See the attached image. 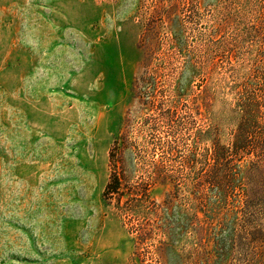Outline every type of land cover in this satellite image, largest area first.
<instances>
[{
	"label": "rangeland",
	"instance_id": "1",
	"mask_svg": "<svg viewBox=\"0 0 264 264\" xmlns=\"http://www.w3.org/2000/svg\"><path fill=\"white\" fill-rule=\"evenodd\" d=\"M0 264H264V0H0Z\"/></svg>",
	"mask_w": 264,
	"mask_h": 264
},
{
	"label": "trees",
	"instance_id": "2",
	"mask_svg": "<svg viewBox=\"0 0 264 264\" xmlns=\"http://www.w3.org/2000/svg\"><path fill=\"white\" fill-rule=\"evenodd\" d=\"M118 180L112 179L111 182L108 184L107 190L110 189H117Z\"/></svg>",
	"mask_w": 264,
	"mask_h": 264
}]
</instances>
